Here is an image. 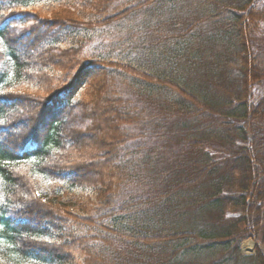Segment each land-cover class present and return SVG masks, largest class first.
<instances>
[{
    "label": "trees",
    "instance_id": "trees-1",
    "mask_svg": "<svg viewBox=\"0 0 264 264\" xmlns=\"http://www.w3.org/2000/svg\"><path fill=\"white\" fill-rule=\"evenodd\" d=\"M264 3L0 0V264H264Z\"/></svg>",
    "mask_w": 264,
    "mask_h": 264
},
{
    "label": "rangeland",
    "instance_id": "rangeland-1",
    "mask_svg": "<svg viewBox=\"0 0 264 264\" xmlns=\"http://www.w3.org/2000/svg\"><path fill=\"white\" fill-rule=\"evenodd\" d=\"M264 3V0H260ZM257 94L263 95L264 94V85L258 88ZM256 248H260L264 250V234H259L256 237V240L254 239H246L241 244V252L243 256H251L254 255L256 252Z\"/></svg>",
    "mask_w": 264,
    "mask_h": 264
}]
</instances>
